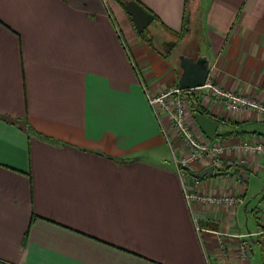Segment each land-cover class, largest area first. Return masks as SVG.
Segmentation results:
<instances>
[{"label": "crops", "instance_id": "0c3cea01", "mask_svg": "<svg viewBox=\"0 0 264 264\" xmlns=\"http://www.w3.org/2000/svg\"><path fill=\"white\" fill-rule=\"evenodd\" d=\"M122 1L0 0V264H264V152L245 148L264 145V111L212 89L264 107V0H137L143 33ZM181 54L211 57L195 93L176 91ZM167 93L222 149L190 165L189 190L238 202L188 205L184 137L148 99Z\"/></svg>", "mask_w": 264, "mask_h": 264}, {"label": "built area", "instance_id": "2783aa9c", "mask_svg": "<svg viewBox=\"0 0 264 264\" xmlns=\"http://www.w3.org/2000/svg\"><path fill=\"white\" fill-rule=\"evenodd\" d=\"M212 89L215 93V95L225 104V106L228 109L238 111L242 108H257L260 110L264 111V107L260 105L259 103L249 100L243 96L237 95L233 92L223 90L219 87H213ZM176 91H182L177 89ZM170 94H163L158 97L152 98L151 96H148L149 102L151 104V107L153 108V111L155 114L158 116L159 115V109L160 107L163 110H167L170 112V118L175 121L177 126L180 129V133L184 137V145L187 151L186 157L178 158L176 151H175V156H174V163L177 168V173L181 179V182L183 184L184 188V193H185V199L188 203V205H191L192 201L194 200H200L203 202H209V203H227V204H233L239 201L238 198L235 197H213V196H205L201 195L197 192L190 191L188 188V183H187V177L189 176V167L192 165L194 162L197 160L203 158L207 153L216 151V152H221V148H210L206 145L200 144L195 137L193 136L192 132L189 130V128L186 126L185 121H184V108L182 105H178L177 109L175 111H172L167 104L165 97ZM245 148L249 151L257 152V153H262L264 152V145L263 144H256V145H251V144H246ZM220 159L218 156H215L213 159V166L219 167L220 166ZM195 184H198L200 182L199 178H193ZM197 230H201L200 228L197 227ZM255 235H258L263 238V244H264V227L261 228ZM249 236H254L253 233H250ZM208 261V259H207Z\"/></svg>", "mask_w": 264, "mask_h": 264}, {"label": "water", "instance_id": "95a60500", "mask_svg": "<svg viewBox=\"0 0 264 264\" xmlns=\"http://www.w3.org/2000/svg\"><path fill=\"white\" fill-rule=\"evenodd\" d=\"M123 5L131 15L138 33H143L154 20V16L136 0H123ZM166 46L172 48L174 43H165ZM180 67L182 69L178 80V89L195 93V89L204 87L207 84L208 75L211 68V57L208 55H199L197 58L185 54L179 55ZM194 117L210 140H214L220 122L211 116L201 112H195ZM213 166H209L204 170L193 174L195 178H204L212 174Z\"/></svg>", "mask_w": 264, "mask_h": 264}, {"label": "trees", "instance_id": "16d2710c", "mask_svg": "<svg viewBox=\"0 0 264 264\" xmlns=\"http://www.w3.org/2000/svg\"><path fill=\"white\" fill-rule=\"evenodd\" d=\"M121 1H122V0H121ZM136 1H137V0H136ZM122 2H123V1H122ZM193 108H194L195 112H201V113L207 115V114L202 110V108H201L200 103H199L198 100L194 102Z\"/></svg>", "mask_w": 264, "mask_h": 264}, {"label": "rangeland", "instance_id": "374dc122", "mask_svg": "<svg viewBox=\"0 0 264 264\" xmlns=\"http://www.w3.org/2000/svg\"><path fill=\"white\" fill-rule=\"evenodd\" d=\"M250 220V225L253 223V219L251 218V216L249 217Z\"/></svg>", "mask_w": 264, "mask_h": 264}]
</instances>
